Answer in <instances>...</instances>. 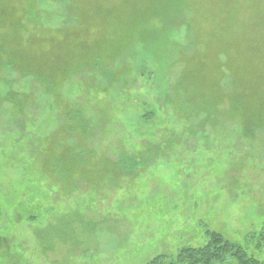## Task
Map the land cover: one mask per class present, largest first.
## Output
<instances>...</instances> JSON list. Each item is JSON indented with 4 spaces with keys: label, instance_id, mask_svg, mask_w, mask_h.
<instances>
[{
    "label": "rangeland",
    "instance_id": "374dc122",
    "mask_svg": "<svg viewBox=\"0 0 264 264\" xmlns=\"http://www.w3.org/2000/svg\"><path fill=\"white\" fill-rule=\"evenodd\" d=\"M0 32V264H146L210 231L264 262V0H0Z\"/></svg>",
    "mask_w": 264,
    "mask_h": 264
},
{
    "label": "trees",
    "instance_id": "16d2710c",
    "mask_svg": "<svg viewBox=\"0 0 264 264\" xmlns=\"http://www.w3.org/2000/svg\"><path fill=\"white\" fill-rule=\"evenodd\" d=\"M36 20H40L39 17H35ZM3 32H0V57L7 61V64L12 65V61L10 57L4 58V55L8 54V52L3 49V40H2ZM8 56V55H6ZM3 60V61H4ZM11 85H15L13 81H8ZM238 85L240 87V92L238 93H252V85H254V79L247 73H244L243 78L239 81L237 80ZM15 89V88H14ZM14 89L9 87L5 98L10 101L11 109L16 111L18 107L24 102L19 101L13 95ZM245 101V99L243 98ZM234 107L238 110V115L240 118V125H246L251 120V114H249V104L248 100H246L245 104H238V106ZM187 108L185 104L183 109ZM72 111L66 114V118L69 121L72 117ZM76 116L75 121L85 128L89 129V125L82 116L80 110L73 111ZM242 123V124H241ZM85 151H80L78 153L79 156H86ZM158 153L157 148H150L140 153V155H136L134 153L130 154L127 151L121 153V156L118 159V167H122L130 173H133L134 170L141 165H145L150 162V158ZM56 169H61L59 165V158L56 160L53 165ZM126 171V172H127ZM261 241L264 244V229L261 232ZM146 264H264L262 260L255 257L254 255L249 254V252L240 244L235 241H232L226 238L222 233L216 231L209 232V240L202 246L192 247L185 246L182 247L175 256L170 257L167 254H159L155 256L153 259L148 261Z\"/></svg>",
    "mask_w": 264,
    "mask_h": 264
}]
</instances>
